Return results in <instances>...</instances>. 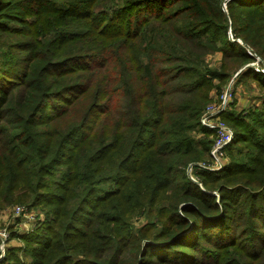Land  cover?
<instances>
[{"label": "trees", "instance_id": "obj_1", "mask_svg": "<svg viewBox=\"0 0 264 264\" xmlns=\"http://www.w3.org/2000/svg\"><path fill=\"white\" fill-rule=\"evenodd\" d=\"M105 1L0 0V208L43 217L0 264H264V0ZM243 66L260 106L193 181Z\"/></svg>", "mask_w": 264, "mask_h": 264}, {"label": "built area", "instance_id": "obj_2", "mask_svg": "<svg viewBox=\"0 0 264 264\" xmlns=\"http://www.w3.org/2000/svg\"><path fill=\"white\" fill-rule=\"evenodd\" d=\"M258 58V57H257ZM257 71L264 73V68H255ZM236 72L229 80V83L222 88L217 100L212 104H207L200 115L199 126L202 129L210 131L212 134V143L209 149V162H197L196 168L206 169L209 171L220 170L226 166V148L233 140V129L223 120V114L229 111L230 97L232 95L231 85L235 82ZM226 87V88H225ZM189 168L193 169L190 165ZM188 168V169H189ZM196 180V179H192ZM32 208L28 209L25 205H15L12 208V214L15 217L23 218L24 232L34 228L36 224L43 219L42 215L33 213ZM18 230V229H16ZM19 231V230H18ZM11 230L7 226L0 225V259L4 255L5 248L11 241Z\"/></svg>", "mask_w": 264, "mask_h": 264}, {"label": "rangeland", "instance_id": "obj_3", "mask_svg": "<svg viewBox=\"0 0 264 264\" xmlns=\"http://www.w3.org/2000/svg\"><path fill=\"white\" fill-rule=\"evenodd\" d=\"M105 2L110 3V2H112V0H106ZM223 7H225V4H223ZM224 11H225V8H224ZM228 34L229 35L231 34V29H229ZM229 39L231 41H235V42L239 43L242 46L247 47L248 51L250 53L254 54L252 48H250L247 44H245V42L242 39L234 38L232 34H231V36H229ZM220 58H221V53L219 51H216L213 54H208L205 57V61L208 63V66H218L220 61H221ZM261 60L262 59L260 58V61ZM261 62L264 64V60H262ZM250 65L254 66L255 68H257V67L258 68H264V67H260L257 61L251 63ZM244 67L245 66L241 67L236 72L241 71ZM236 72L232 73V76ZM262 74L264 75V73H262ZM230 78L228 79L227 84L229 83ZM230 87L232 89V95L230 97L231 100H230V103H229V111H227L225 114H238V113H240V114L244 115L247 111H251L253 108L260 106L259 105L260 102H261L260 96H262V95H261V91L259 90V88L256 86V84L254 82H252V81H248V82L235 81V82H233V84ZM237 88L239 90H237ZM218 94H219V91L217 90V88L213 87L209 91V94H208L209 101L206 103V105L214 103L217 100L216 97L218 96ZM239 96L242 97L240 100L237 99V98H239ZM243 97H245V98H243ZM252 102L254 104H252ZM193 134L195 135L196 138H200L201 137V133L193 132ZM209 137H212V134H209ZM231 142L229 143V145L231 144ZM228 146H227V148H228ZM227 148H226V163H229V157H228V153H227ZM210 160L211 159L209 158V151H208L207 152V156H205L203 159H201L200 161H197V162H206V161L209 162ZM189 166L187 168H189ZM197 169H201V168L197 167L196 169H191V168L187 169V171H186L187 175L189 176V178L191 180L192 179H197L198 180V176L195 174V171ZM15 205H23V204H14V205H12L10 207H7V208H0V225L1 226H7L10 230L18 229L19 233L20 232L22 233V232H24V226L22 225L23 218L20 219L19 217H15L12 214V208ZM31 210H32L33 213L39 212L36 208H32ZM20 221H22V223L18 224ZM11 238L12 239H11L10 243L19 242L18 239L13 238V237H11Z\"/></svg>", "mask_w": 264, "mask_h": 264}, {"label": "crops", "instance_id": "obj_4", "mask_svg": "<svg viewBox=\"0 0 264 264\" xmlns=\"http://www.w3.org/2000/svg\"><path fill=\"white\" fill-rule=\"evenodd\" d=\"M237 90H239L238 88H237ZM242 97H240L239 96V98H237V99H241ZM243 98H245V97H243ZM252 104H254L253 102H252ZM225 114V113H224ZM11 242V241H10ZM9 245H20V242H15V243H11V244H9Z\"/></svg>", "mask_w": 264, "mask_h": 264}, {"label": "water", "instance_id": "obj_5", "mask_svg": "<svg viewBox=\"0 0 264 264\" xmlns=\"http://www.w3.org/2000/svg\"><path fill=\"white\" fill-rule=\"evenodd\" d=\"M229 36H231V34L229 35ZM257 57V56H256ZM258 68V67H257Z\"/></svg>", "mask_w": 264, "mask_h": 264}]
</instances>
